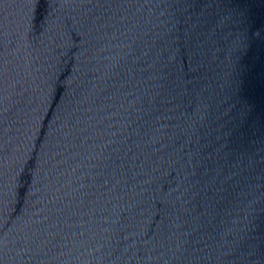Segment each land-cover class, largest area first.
I'll return each instance as SVG.
<instances>
[{"label": "water", "instance_id": "obj_1", "mask_svg": "<svg viewBox=\"0 0 264 264\" xmlns=\"http://www.w3.org/2000/svg\"><path fill=\"white\" fill-rule=\"evenodd\" d=\"M0 264H264V0H0Z\"/></svg>", "mask_w": 264, "mask_h": 264}]
</instances>
